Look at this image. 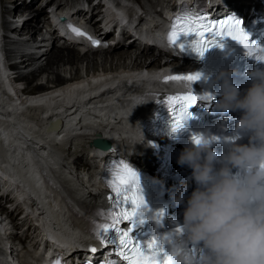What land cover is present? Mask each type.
<instances>
[{"label": "bare ground", "instance_id": "bare-ground-1", "mask_svg": "<svg viewBox=\"0 0 264 264\" xmlns=\"http://www.w3.org/2000/svg\"><path fill=\"white\" fill-rule=\"evenodd\" d=\"M35 1L36 0L12 1L15 7L14 10L15 14L11 16V19L15 18L18 13H21L18 15V17L20 18L21 16H23L24 13H27L26 11H30L28 13V16L26 15L21 20V22L20 20L16 21V22H20V24L18 23L19 31L13 29L11 30V33L13 32L14 35L16 34L18 38L22 37L23 36L22 33H25L26 30L31 31L30 37L32 39L37 36L36 34L40 33L41 29L39 28V23L41 18H39L40 16L38 17V15L44 11V7L47 6L49 3H51L52 5V3L55 2V4L58 7L64 6V3L61 0L59 1L42 0V3L41 0H38L35 4L36 8L29 9L30 6L33 5ZM74 1H78V4L76 6L67 8L65 12L67 14H71V12L76 11L74 17L77 18L79 21H81L82 24H85L84 20L78 16L82 14L81 9H83L84 6H87V8L90 11L89 17L92 16V22H93L94 19L96 18L97 8L96 7L92 8L91 6H95L96 3L93 0H74ZM80 1L82 2V4H80ZM158 1L160 3V0ZM253 1L256 2L255 0ZM165 2H166L165 4H168L167 0H165ZM247 2H250V0H230L229 5L231 6L233 5V7L243 6L244 3ZM124 3L125 1H122V4ZM217 3H219L220 7H222L220 0H217ZM106 5L107 6H106V11H104L105 13L104 17L114 21L112 18V13L110 11L114 9L117 10L118 4L114 5L112 4V2H106ZM156 7L159 10V12L156 11ZM162 9L163 8L161 9L158 8V5L157 6L153 5L150 9L148 8L147 10H145L146 12L145 19L148 20L149 24H154V23L158 24L162 22L161 16L160 15L158 16V13H160ZM165 9L167 10V7H165ZM119 10L125 13L126 9L123 6H121ZM51 14L52 17L55 18L57 13L52 12ZM115 14L116 11L114 12V16ZM47 15L48 13H46V11L45 14L42 15V17L46 16L45 18L46 23H44L42 20L41 22L43 23L40 26L41 28H44V25L46 24L48 25ZM98 15L100 16V18L103 15L101 10ZM115 18L117 20V18L119 17L115 16ZM131 21L137 22L140 21V18ZM32 23L34 24L32 25ZM35 24L36 26H34ZM104 24L106 27L109 25V23H105V22ZM114 24H112L111 22L109 27L113 29L114 33L118 34V37L123 39L125 44L123 45L115 44V46H111V49H107L103 51L100 49H96L94 50L95 52H93V54H89V55L88 54L80 55L73 49L65 47L64 44L62 45V48H57L55 46L54 43L56 42L57 39L60 38V32H62L60 30L59 24H55L52 27L51 35H49V33L48 34L45 33L44 36L45 38L40 41L43 44H46L47 46L34 45L33 43H29L30 39L28 40L27 37L29 36L28 32L25 33V35L23 36V38L25 37L27 38V39L25 38L26 40L25 39L22 40V38L21 40L15 38L17 39V46H18V48L17 46H15V51L20 52L18 54H24L25 57L24 58L25 60L21 62V64H26L22 70L28 69L29 67H34V69H32L30 72L28 71L27 74H25L26 72H21L22 74H25L23 75L22 78L24 80H32L34 78L35 79L38 78L41 74L44 75V73H50L46 75L47 81L49 82L48 84H53V86H48V84H45V79L41 78L39 79V81L43 80L41 84L35 86L33 85L27 86L28 87L27 91H29L27 94H29V96L33 97L35 96V94H39V97L37 98L34 97L29 99H27L24 96L20 97L18 95L19 93L16 94V88L11 84L10 76L7 74V71L4 68L2 70L0 68V111L2 112V114H0V182L3 184L5 190L12 189L13 191H16L17 197L19 199H24V198L29 199L30 196H33L36 199L37 197L35 195L36 192L34 191L35 188H33L35 182L32 179L33 178L32 175L27 171V169L22 168L25 162L24 160L26 159V158L24 159V157L26 155L24 156L22 154L21 146H23L28 142H31V140H34V142H31L32 146L30 145V148H28L29 150L26 149L27 152L25 153H28V155L29 153H31L36 160H39L40 162L44 163V165L46 166L45 167L46 170H48L47 165H51L52 167L56 168L57 172L52 171L56 181L61 183V187L63 191L65 192L68 191L67 184H69V182L64 181V175L66 174L69 178H71V175L67 173L66 167L62 165V162H64L65 164H67V162L63 160L64 153L61 150L67 145V141L65 142L63 140H60L58 148H54L53 147L54 141L58 139V136H62V135L57 136V134L55 135L52 134L51 136H49L47 135V133H45V137H41L43 136V134L39 132L34 133L32 128H36L37 130L40 127V124L43 122V118L42 119L40 118L41 115H47L49 112L58 113L59 116L63 119L64 123H71V122L73 123L76 122V120H78L80 121L78 123L79 126L80 125L83 126L82 123L84 122L98 123L95 125V128L101 131L107 129L109 125H111L112 122L115 120V117L110 115L111 113L113 114L117 113L115 115H123L119 113L120 111H122L119 108L116 109L117 111H115L114 109L113 111H111V108H113L118 103L121 104V101H123V103H127L128 104L127 106L136 103L132 106V108H127L128 111H133L134 108H138L137 111L143 112V114L145 115H149L150 107L140 109L145 99H143V97H139L140 96L139 92L142 93L146 90L147 87H152L151 85H153L154 82L151 79L156 76L155 75L156 73H154V75H151L149 77L148 75L145 76L140 74L137 75V73L134 74L135 72H131L130 74L128 70L132 69L133 71H140L141 69H146V70L159 69L161 67V59L160 57L154 56L153 52L148 53L151 49L150 48L146 49L145 48L146 46H143L144 49L140 50L142 45L139 44L137 40H133L134 34L127 29L119 30L117 24L116 25ZM47 30L48 29H46L45 32ZM62 34L65 37H67L65 33L62 32ZM108 38L111 37L107 36V39ZM0 40H3L1 34H0ZM113 42L114 39L112 40V44ZM8 43L12 44L13 42L10 41ZM25 43H29V44H25ZM24 45H28L25 47H27V49H29L28 51L32 53L30 54L25 53L24 52L25 47L22 48V46ZM0 46H1V42H0ZM114 49H118L119 51L112 52V50ZM130 49L133 50L137 49L139 51V54L135 53V51L133 52ZM40 56H45V63L43 64L38 63V61H40L39 60ZM96 57L101 58V61H103L106 66L100 65L101 66L100 67L98 65V68H96L93 64L92 67L93 61L95 60V63L97 62ZM127 60H129V63H125ZM83 61L87 63L86 64L87 68H96L95 71H91L85 75V76L87 75L89 76L90 73L95 74L96 80L94 84L93 83L89 84L88 78L84 79L83 77L84 75L82 76L80 74H78L80 75L79 77L78 75H74L69 80L67 79V77L64 76L61 77L60 76L61 72L66 70H61L59 75V69L62 64L63 66L65 64L74 66L77 65L78 62L83 63ZM166 65L168 64L165 63L162 65V67H165ZM120 69L123 70V74H125V76L122 78H125L127 77L126 75L130 74L128 76L129 78L127 81L131 84L136 85V86H130L128 88V90L130 91L128 95L136 97L137 98L136 100L126 101L124 97L122 99H116L115 97L117 95H113L110 92V88L119 81V78L121 76ZM104 72H106V74H104ZM113 72L118 73V75H116ZM77 78L82 80L80 82H76L73 86H70L69 89L64 88L63 86L61 87L59 86ZM102 78H106V79L103 80ZM120 82H121V78L119 83ZM21 86L22 84H19V87ZM35 90H39V91L34 93ZM49 90L51 91L47 92ZM98 91H100L99 92L100 94H96ZM135 92H138V95L133 94ZM97 95H99V97H97ZM92 96L93 99L87 101V98ZM156 107L157 106L154 105L153 109H155ZM72 108L75 111H72L71 110ZM22 117L26 119V121H24ZM9 122H15L14 126L16 127L14 128V126L13 127L8 126L7 124ZM102 123L104 124L107 123V124L104 125ZM3 126L5 127L3 128ZM74 126H77V124L74 123ZM92 127L94 128L93 125ZM113 127L116 130L122 131L121 130L122 126L114 124ZM88 129H90V126L88 127ZM62 133L64 134L65 131H62ZM81 133H84V131H81ZM95 134L97 135L99 133L96 131ZM8 140H11L10 143L8 145H5L4 142ZM81 140L84 142V144H86L85 142L86 138H81ZM16 143H18V145H15ZM40 143L44 144L45 148L41 147L40 149H37V146ZM45 149H54L55 152L54 154H52L53 156L51 157V154H48L46 152L48 150ZM78 156L80 155L78 154ZM53 157L57 158V161H55ZM77 158L79 159L80 157ZM77 160H75V162ZM86 166L87 165H84V167ZM14 175L15 177L17 176V178H15ZM92 181L94 180L92 179ZM72 183L74 186H77L76 188H78L79 190L82 189L81 183H79L78 180L76 181L72 180ZM23 184L27 189L23 187ZM26 184L28 185L26 186ZM95 184L96 182L94 181V186L92 184L93 186L92 188L94 189L96 187ZM88 185H90V181ZM52 192L55 193V191ZM49 194L51 195L50 191ZM73 196L74 199H76L78 205L84 210V213L86 215V217L83 220L79 221L82 224V226L84 227L88 226L89 224L88 217H96L97 216L96 213L99 211L104 212V201L102 195L91 196L89 199H86L85 201H81L77 198L79 196V191H77L74 194L72 193V197ZM36 200L38 205L41 206L42 209L45 210V212L51 210L50 207L52 206L55 209L56 200L53 197L49 199V201L52 202H47L45 201V199H41L38 197ZM30 210L32 211V208H30ZM34 211L36 214L33 218L35 219V221H38L42 227H44L45 223L48 221V219H50L49 216L48 215L46 216V213L44 216L45 218H42V216H36L38 213L36 207L34 208ZM49 214L52 217V214L50 212ZM56 220L57 219L54 217V221ZM29 230L30 229L28 228V231ZM7 231H9L8 226L5 225V223L0 222V233L6 235Z\"/></svg>", "mask_w": 264, "mask_h": 264}, {"label": "clouds", "instance_id": "clouds-1", "mask_svg": "<svg viewBox=\"0 0 264 264\" xmlns=\"http://www.w3.org/2000/svg\"><path fill=\"white\" fill-rule=\"evenodd\" d=\"M231 75L219 73L222 94L215 107L241 112L235 129L250 133L249 142L232 143L218 157L211 149L216 139L197 134L201 142L191 140L179 154L177 162L191 169L196 187L183 208L180 233L165 243L172 264H264V70L248 73L251 84L243 94Z\"/></svg>", "mask_w": 264, "mask_h": 264}, {"label": "snow or ice", "instance_id": "snow-or-ice-1", "mask_svg": "<svg viewBox=\"0 0 264 264\" xmlns=\"http://www.w3.org/2000/svg\"><path fill=\"white\" fill-rule=\"evenodd\" d=\"M241 25L242 21L234 16L215 21L195 11H185L173 20L171 30L167 35V42L170 46L178 48L180 52H184L187 46L188 50L202 57L207 49L214 46L222 47L217 38L222 40L224 37H229L245 49V55L254 58L256 61L264 62V46L255 41L249 42V36ZM68 27L75 35H84L79 29L71 25H68ZM188 36L194 38L190 41L187 39L181 40L182 37L186 38ZM93 44H99V41H93ZM199 79L200 73L173 75L165 78V80L186 81L189 84ZM198 100L207 102L211 100V97L207 94L197 96L192 92L167 97L165 103L169 104L174 113L171 124L173 134L183 130L184 120L188 115L187 109ZM213 139L217 138L214 137ZM191 140L199 144L201 137L193 134ZM106 182L115 194L114 197H109L110 201H114V205L106 213L103 211L96 213L97 216L108 222L97 223L93 221L91 229L92 234L99 240L101 246L115 245V255L124 264H172L165 243L170 242L172 235L180 233L179 228H176L172 233L165 234L162 238L153 236L143 245L134 242V239L130 236L134 226L143 223L146 218L155 221L159 225L164 217L163 209L156 210L151 216L146 217L145 214L149 213L150 210L145 203L141 187H137L136 173L121 161L112 167L111 178ZM125 222L129 225L126 230L122 227ZM113 232L115 233V239L110 235ZM88 251L95 254L97 248L89 246ZM192 251L195 253L194 247ZM56 264H60V261H57ZM87 264H94V262L88 261ZM106 264H116V261L108 260Z\"/></svg>", "mask_w": 264, "mask_h": 264}, {"label": "rangeland", "instance_id": "rangeland-1", "mask_svg": "<svg viewBox=\"0 0 264 264\" xmlns=\"http://www.w3.org/2000/svg\"><path fill=\"white\" fill-rule=\"evenodd\" d=\"M38 0H36L34 3H33V5H31L30 6V8L29 9H32V8H36L35 7V4H36V2H37ZM62 1V0H61ZM68 1H74V0H67V3H68ZM154 1H158V0H154ZM41 3H42V0H41ZM160 3H163V1H161L160 0ZM40 4V3H39ZM165 4V3H164ZM49 5H51V3H49L47 6H45L44 7V11L43 12H41L39 15H38V17L39 18H41L40 19V23H39V26H40V24H42L43 22L44 23H46L45 22V18H46V16L45 17H42V15L43 14H45V11H46V9H47V7L49 6ZM151 7H152V5H151ZM150 7V8H151ZM92 8H95V6H93ZM158 8H162L161 6H159L158 5ZM29 9H26V10H29ZM27 13H26V15L28 16V13L30 12V11H26ZM47 13V12H46ZM13 14H15V11L13 12ZM19 14H21V13H19ZM25 14V13H24ZM25 15V16H26ZM115 16L116 17H118V14H115ZM19 18V17H18ZM14 19V18H13ZM43 20V22H41ZM19 23V22H18ZM34 23H32V25H33ZM34 26H36V24L34 25ZM45 26H47V24L45 25ZM45 26H44V28H41V27H39L40 29H41V31H40V33H38V34H36L37 36L39 35V34H43L44 32H45V30H46V28H45ZM37 27H38V25H37ZM25 35V33L23 34V36ZM16 36V37H15ZM23 36L22 37H19L18 38V36L15 34H13L12 35V41L11 42H13L12 43V45L15 47V46H17V39H19V40H21V38H22V40H24L25 38H23ZM15 38H17V39H15ZM27 39V38H26ZM25 39V40H26ZM44 39V38H43ZM55 44V46L57 47V48H62V41H59V40H56V42L54 43ZM132 46V45H131ZM17 48H18V46H17ZM27 47H25V49H24V52L25 53H28V54H30V53H32V52H29L28 50L29 49H27ZM130 50H132L133 52L135 51V53H137L138 54V50L137 49H130ZM137 50V51H136ZM26 51H28V52H26ZM115 51H119L118 49H114V50H112V52H115ZM93 52H95V51H92L91 53H88V55L89 54H93ZM112 52H110V53H112ZM148 53H150V52H148ZM133 54V53H132ZM131 54V55H132ZM42 58V59H41ZM39 60L40 61H38V63L39 64H43V63H45V56H40V58H39ZM96 60H97V62L95 63V60L93 61V63H92V67H93V64H94V66L96 67V68H98V65L100 66V65H105L104 64V62L103 61H101V58H97L96 57ZM125 63H129V60H127ZM38 64V65H39ZM87 63L85 62V61H83V63L82 62H78L77 63V65H74V66H70V65H64L63 66V64L61 65V67H60V69H59V75H60V71L61 70H66V71H62L61 72V77L62 76H64V77H67V78H72V76H74V75H78V74H80V75H86L87 73H89V72H91V71H95V69L96 68H87V65H86ZM106 66V65H105ZM108 66V65H107ZM101 67V66H100ZM32 69H34V67H29L28 69H24L25 70V72L27 73L28 71L30 72ZM70 69V70H69ZM86 70V71H85ZM65 72V73H64ZM80 72V73H79ZM47 74H50V73H44V75L43 74H41L37 79L39 80V79H41V78H43V79H45V84H48L49 82L47 81ZM52 75V74H51ZM80 75H78V77L80 76ZM53 76V75H52ZM54 77V76H53ZM55 78V77H54ZM35 79V78H34ZM34 79H32V80H34ZM43 81V80H42ZM47 82V83H46ZM51 85H53V84H48V86H51ZM67 144H68V141H67ZM76 145H79V146H77V148H74L75 149V152L76 153H78L80 156L81 155H83L84 153H85V151H84V147H83V145H85L84 144V142L81 140V141H73V147H76ZM65 153V152H64ZM74 154V153H66V155L64 154L63 155V160H65L66 162H67V164H68V162L70 163V160L71 159H75V158H77V157H79L78 156V154ZM78 159V158H77ZM77 159H75V160H77ZM78 161V162H77ZM76 162L78 163V164H80V165H82V166H84V163H85V158H84V155L82 156V158H79L78 160H77ZM77 164V165H78ZM70 166H71V164H69ZM77 165H74V166H71L70 168L72 169V170H74L75 168V166H77ZM77 170V169H76ZM82 170L80 169V172H81ZM83 172V174H86V176H90V173H89V171H85V170H83L82 171ZM87 172V173H86ZM88 180H90V178H88ZM17 238V237H16ZM20 243H23V241H20ZM18 255H16V258H17V260H18V262L20 263V264H25L24 262H26L28 259H29V256H30V254H31V249H30V247H29V251L28 250H26L25 251V249H23L20 253H17Z\"/></svg>", "mask_w": 264, "mask_h": 264}, {"label": "water", "instance_id": "water-1", "mask_svg": "<svg viewBox=\"0 0 264 264\" xmlns=\"http://www.w3.org/2000/svg\"><path fill=\"white\" fill-rule=\"evenodd\" d=\"M12 123H14V122H12ZM10 141H11V140H8V141L4 142V144H5V145H8V144L10 143ZM95 145H97L98 147H101V148H108V147H109V143H108V142L104 143V142L98 141V142H96ZM27 185H28V184H26V186H27Z\"/></svg>", "mask_w": 264, "mask_h": 264}]
</instances>
